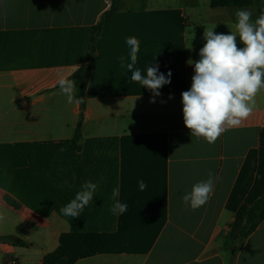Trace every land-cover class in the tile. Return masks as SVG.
Wrapping results in <instances>:
<instances>
[{
	"label": "crops",
	"instance_id": "0c3cea01",
	"mask_svg": "<svg viewBox=\"0 0 264 264\" xmlns=\"http://www.w3.org/2000/svg\"><path fill=\"white\" fill-rule=\"evenodd\" d=\"M260 1L122 0L97 39L82 111L67 103L57 72L75 73L110 0H0V238L27 244L0 242V264H264V221L241 238L247 210L264 195V89L252 115L214 144L191 136L181 102L205 28L228 34L235 12L255 20ZM130 36L140 41L134 70L172 73L155 102L120 66L122 56L130 62ZM209 171L211 199L186 208L182 196ZM87 181L97 184L93 201L64 216ZM117 186L127 204L119 216L110 211Z\"/></svg>",
	"mask_w": 264,
	"mask_h": 264
},
{
	"label": "clouds",
	"instance_id": "9594fccd",
	"mask_svg": "<svg viewBox=\"0 0 264 264\" xmlns=\"http://www.w3.org/2000/svg\"><path fill=\"white\" fill-rule=\"evenodd\" d=\"M252 16V11L238 9L228 34L215 33L216 25L205 28V43L199 49V59L187 61L193 66L194 75L190 89L181 93L183 122L192 137L203 139L208 144H214L228 129L241 126L252 115L256 107L255 98L264 89V10L255 20ZM126 44L130 49V62L126 63L122 56L120 66L131 72L133 82L152 92L153 100L150 102H155L154 98L161 95L160 89L170 84L172 73H160L158 65L148 67L146 75H142L139 69L134 70L140 41L130 36L126 38ZM188 48L191 49V43ZM56 83L68 104L74 101L83 103V97H76V82L69 76L58 71ZM138 184L141 191L147 187L143 180ZM214 187L215 178L209 171L206 180L195 183L191 191L182 196L185 207L195 211L204 206L211 199ZM81 188L75 198L60 209L64 216L79 217L93 201L97 184L87 181ZM119 191V187H115L111 196L114 203L110 211L116 216L127 211V204L116 199ZM5 219V213L0 210V223Z\"/></svg>",
	"mask_w": 264,
	"mask_h": 264
},
{
	"label": "trees",
	"instance_id": "16d2710c",
	"mask_svg": "<svg viewBox=\"0 0 264 264\" xmlns=\"http://www.w3.org/2000/svg\"><path fill=\"white\" fill-rule=\"evenodd\" d=\"M122 0H110V8L102 15L100 21L96 24L94 28L93 35L91 37V41L87 50V53L78 59V68L75 73L70 77L76 82L77 85V98L83 97V103H80L82 111L85 109L86 104V93L87 87L90 81L91 76V67L90 63L93 58V55L96 52V43L99 35L103 27L107 24V22L113 17V15L119 10L120 4ZM211 6L213 8H221V7H238V8H246V7H258L261 6L260 0H211ZM241 47L243 45H240ZM82 123L78 124V128L76 134L74 136V142L78 140L80 137V129ZM7 202L11 205L17 206V204L12 201L9 197L6 198ZM264 221V195L259 198L248 210H247V219L245 225L241 230V238L244 240L249 235H251L259 226L261 222ZM1 239V238H0ZM5 240L13 243L15 246L24 247L27 244L20 239L14 237H6Z\"/></svg>",
	"mask_w": 264,
	"mask_h": 264
},
{
	"label": "built area",
	"instance_id": "2783aa9c",
	"mask_svg": "<svg viewBox=\"0 0 264 264\" xmlns=\"http://www.w3.org/2000/svg\"><path fill=\"white\" fill-rule=\"evenodd\" d=\"M7 264H22L16 257H11L7 260Z\"/></svg>",
	"mask_w": 264,
	"mask_h": 264
},
{
	"label": "water",
	"instance_id": "95a60500",
	"mask_svg": "<svg viewBox=\"0 0 264 264\" xmlns=\"http://www.w3.org/2000/svg\"><path fill=\"white\" fill-rule=\"evenodd\" d=\"M5 241V239H0V242H4Z\"/></svg>",
	"mask_w": 264,
	"mask_h": 264
},
{
	"label": "rangeland",
	"instance_id": "374dc122",
	"mask_svg": "<svg viewBox=\"0 0 264 264\" xmlns=\"http://www.w3.org/2000/svg\"><path fill=\"white\" fill-rule=\"evenodd\" d=\"M263 2H264V0H263Z\"/></svg>",
	"mask_w": 264,
	"mask_h": 264
}]
</instances>
